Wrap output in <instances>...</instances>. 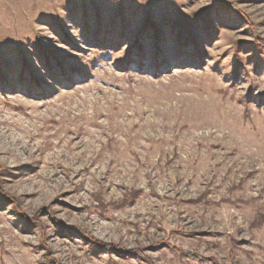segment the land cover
<instances>
[{
    "label": "rangeland",
    "instance_id": "1",
    "mask_svg": "<svg viewBox=\"0 0 264 264\" xmlns=\"http://www.w3.org/2000/svg\"><path fill=\"white\" fill-rule=\"evenodd\" d=\"M257 38L264 0H0V188L80 231L0 196V264H264Z\"/></svg>",
    "mask_w": 264,
    "mask_h": 264
},
{
    "label": "trees",
    "instance_id": "2",
    "mask_svg": "<svg viewBox=\"0 0 264 264\" xmlns=\"http://www.w3.org/2000/svg\"><path fill=\"white\" fill-rule=\"evenodd\" d=\"M257 44V46L261 47V48H264V40L263 39H260V38H257L256 41H255V45ZM132 61H126L124 64L127 67H129L131 65ZM137 66H139L138 64H136ZM163 65L161 64H158L157 62H154V73L155 74H159L158 72L163 69ZM26 80L29 81V83L32 85V84H35V87L32 88V89H40V84L39 82L37 81V77L33 74H31ZM5 171V169H3L1 166H0V173H3ZM0 196L1 198H3V200L7 201L9 203L10 206L13 207V209L22 217L24 218V220L27 222L28 225L30 226H33L35 228H38V230H40L41 233H43V230H44V226L40 220V216L41 214H46L48 215V217L51 218V220L53 221V223L59 228L61 229L62 231H67V233H71V234H77V233H80L79 229L76 228V227H71V226H66L65 224H63L60 220L58 219H55L53 216V214L49 211V209H42V210H39L37 213H36V216L32 217V218H28V216L24 215L23 212L20 210V207L18 205V202L15 198L9 196L8 194L4 193L3 190L0 188ZM82 236L83 238L88 241L89 243H91L92 245L96 246L97 248H99L100 250H104V251H113V252H116L120 255H123V256H137L143 260H147V258L142 254V251L140 250H130V251H126L125 250H122V249H118L116 246H113V245H109V244H104L100 241H97L85 234L82 233ZM45 250L47 251L48 253V249L45 248ZM183 255H185L187 258L191 259V260H198V261H203V262H207V260H210V259H207V258H203L201 256H198L196 255L195 253H192V252H182ZM43 260L44 261H47V262H50L52 264H58L54 259L48 257L47 255H45L43 257ZM213 261V263H216V261L214 260H211Z\"/></svg>",
    "mask_w": 264,
    "mask_h": 264
}]
</instances>
